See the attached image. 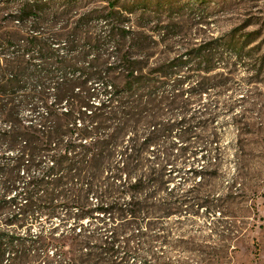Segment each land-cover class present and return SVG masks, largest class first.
<instances>
[{"label":"trees","instance_id":"obj_1","mask_svg":"<svg viewBox=\"0 0 264 264\" xmlns=\"http://www.w3.org/2000/svg\"><path fill=\"white\" fill-rule=\"evenodd\" d=\"M80 1L0 0V11L8 13L6 24H0L3 200L15 192L8 202L27 222L43 214L60 219L37 234L0 228V264H101L118 251L113 240V248H105L109 238L94 240L95 230L85 220L91 222L95 211L114 214L119 221L114 230L120 226L119 234L133 235L149 227L140 224L143 220L178 213L167 206L166 167L151 146L172 130L163 119L164 104L180 89L189 62L182 56L152 58L148 37L127 16L145 17L151 10L138 12L135 4L122 11L111 2L103 13L105 28L97 33H90L95 10L82 13L69 28ZM232 34L227 42L217 39L194 51L203 72L211 73L224 51L241 57L256 51V46L246 50L256 32L239 39ZM78 87L87 95L78 94ZM93 97L100 104H90ZM23 102L32 103L26 112ZM202 150L207 161L196 170L200 181L217 167L221 146L215 135ZM18 198L25 203L18 206Z\"/></svg>","mask_w":264,"mask_h":264},{"label":"rangeland","instance_id":"obj_2","mask_svg":"<svg viewBox=\"0 0 264 264\" xmlns=\"http://www.w3.org/2000/svg\"><path fill=\"white\" fill-rule=\"evenodd\" d=\"M111 2L122 11L134 4L138 12L151 10L145 17L127 16L129 24L148 37L153 59L182 56L189 63L180 75V89L164 104L163 119L172 130L151 146L166 167L171 193L167 206L178 213L162 220H143L140 224L149 227L133 235L129 231L119 234L120 226L114 230L119 224L114 214L95 211L91 222L85 220L95 230L94 240L100 243L101 238H109L105 248H113V240L118 251L104 256L101 264H145L143 258L156 264H264V0H82L69 28L82 13L95 10V29L90 33L104 29L103 13ZM6 12L0 11L2 25ZM249 32H256L257 37L246 50L256 46V51H245L242 57L224 51L211 73L200 69L194 51L202 44L217 39L224 43L232 33L239 39ZM202 88L206 90L201 92ZM80 89L76 92L86 96ZM27 104L32 103H21L24 112ZM90 104H100V99L93 97ZM214 135L221 146L217 167L200 181L196 170L207 161L202 146ZM2 195L0 187V228L24 235L26 230L37 234L44 226L60 224L58 217L46 214L27 222L18 207H10L9 197L15 192L4 200ZM97 201L91 198V206ZM23 203L18 198V206Z\"/></svg>","mask_w":264,"mask_h":264}]
</instances>
